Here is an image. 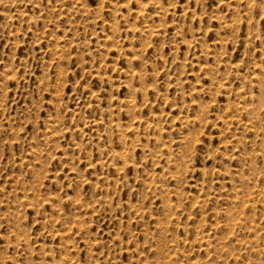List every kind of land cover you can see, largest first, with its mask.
<instances>
[{"label":"rangeland","instance_id":"obj_1","mask_svg":"<svg viewBox=\"0 0 264 264\" xmlns=\"http://www.w3.org/2000/svg\"><path fill=\"white\" fill-rule=\"evenodd\" d=\"M0 264H264V0H0Z\"/></svg>","mask_w":264,"mask_h":264}]
</instances>
